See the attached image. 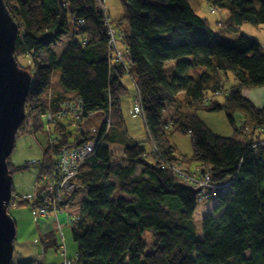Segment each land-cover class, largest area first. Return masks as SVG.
I'll list each match as a JSON object with an SVG mask.
<instances>
[{"label": "trees", "instance_id": "16d2710c", "mask_svg": "<svg viewBox=\"0 0 264 264\" xmlns=\"http://www.w3.org/2000/svg\"><path fill=\"white\" fill-rule=\"evenodd\" d=\"M121 1L116 22L123 37L115 47L101 0H5L20 26L16 59L32 75L24 121L35 133L46 131L42 114L71 98L82 99L83 120L105 114L101 137L79 170L78 188L66 200L73 201L80 188L86 194L78 212H70L77 220L67 221L78 246L76 264H264V137L257 136L264 131V113L242 96L244 88L264 85V45L241 32L244 23L264 25V0H208L211 13L225 14L215 23L200 14L201 0ZM65 36L70 42L60 55L55 45ZM197 67L202 69L194 73ZM57 69L61 88L54 84ZM230 73L227 86L223 78ZM127 76L132 97L139 92L142 98L145 140L126 127ZM199 110L225 111L234 135L215 133ZM236 112L244 114L241 127ZM175 131L192 136L191 156L176 154L169 138ZM27 132L23 122L17 137ZM72 135L66 132L61 143L77 146L91 138L76 132L70 141ZM113 144L122 147V157ZM42 146L46 169L40 168L36 186L51 167ZM8 163L13 175L31 162L15 165L9 157ZM174 163L187 164L192 175L209 172L224 185L210 197L216 204L204 213L202 238L195 215L210 198L198 200ZM32 197L18 195L13 186L9 212L47 206ZM147 228L153 229L151 253H145L142 236ZM47 238L44 248L56 245L55 232Z\"/></svg>", "mask_w": 264, "mask_h": 264}, {"label": "rangeland", "instance_id": "374dc122", "mask_svg": "<svg viewBox=\"0 0 264 264\" xmlns=\"http://www.w3.org/2000/svg\"><path fill=\"white\" fill-rule=\"evenodd\" d=\"M202 1V9H201V15L207 17L211 23H215L216 19L221 18L222 16L224 17V12L221 14L217 13H211L210 8H209V3L208 0H201ZM103 7L108 13L110 14V18L112 19L111 26L114 31H118L119 27L116 22L118 18H120L123 14V4L121 0H103ZM257 26L253 25L252 23H244L243 26L241 27V32L247 36L252 37L250 34L257 33L258 30L255 28ZM68 38L65 36V38H62V41L56 43V51L59 52L65 45L68 43ZM253 38V37H252ZM19 61L24 64L27 61L26 57H19ZM172 67V66H171ZM171 67L167 68V72L173 71ZM134 68V67H133ZM202 69L201 67H197L193 70L194 73L199 72V70ZM174 73V72H173ZM171 73L170 75H173ZM226 78V77H225ZM226 85L230 86L232 83V74H229V80H226ZM126 83L128 84L129 88L131 89V94L125 97L124 102H123V109H124V114H125V120L126 118L129 119V116L134 117V114L132 113L129 114V108L130 105L132 106L134 98L132 97V92L135 91L134 84L132 83V80L130 79V76H127L125 79ZM54 84L56 87L61 88V71L60 69H57L55 76H54ZM220 99L223 100V97H219ZM199 116L208 124V126L217 134L224 135V136H232L234 135V128L231 125L227 114L225 111H207V110H199L198 111ZM137 121V127L134 131V133H131L135 138L139 140H145L147 138V130L145 126V121L144 118L141 116H136L135 118ZM106 120L105 115L103 112H95L92 113L90 116L87 117L85 120H77L76 118L73 117H68L66 120L63 122L66 126L62 128L60 126V123H53L52 124V129L56 133H63L65 135L66 132H70L73 135L69 137L71 140L74 139V135L76 134V131L84 132L87 131L88 133L90 132V128L96 124L97 126L102 127L104 121ZM130 121V119H129ZM31 122V121H30ZM43 122L45 127L47 128V122L45 119H43ZM94 123V124H91ZM95 125V126H96ZM238 125L241 127L242 122L238 119ZM24 126L27 127V133L20 134L16 138V143H15V148L11 154V161L15 165H20L25 163L26 161H30L31 163L29 164V167L25 168L24 170L17 171L13 174V186L18 188L21 185H25L26 187L28 186L30 182V188L32 191L36 187V177L38 176L40 166L38 164V159H42L43 157V150L41 149L42 145L38 144L37 138L39 140L44 141L45 140V135H47V131L43 132H37L35 133L32 130L31 124L26 121H24ZM58 127V128H57ZM57 128V129H56ZM263 136L264 137V131L258 130L257 131V136ZM37 137V138H36ZM169 138L172 142V144L176 147V154L180 157H183L184 155L191 156L193 153V145H192V136L187 133L183 132H178L175 131L173 133L169 134ZM45 143V142H43ZM113 150L116 154V157L121 156V151L122 147L117 144H113ZM146 147L149 149L150 145L146 143ZM43 148V147H42ZM191 166V169L193 171H196V165L195 163L189 164ZM174 168L176 170L183 169V170H189L187 164L183 163H174ZM230 180V179H229ZM113 181H115L113 179ZM44 187V183L40 182L38 188L41 190ZM75 205H78L79 202H82L83 200V195L82 191H78L77 195L74 199ZM216 199L210 198L206 201H215ZM201 203H199V208L196 212L195 215V222L198 228V236L200 238L203 237V231H202V218L204 216V208L200 209ZM27 206H20L19 208H26ZM18 208V207H17ZM214 208V207H213ZM213 208H211L208 212H213ZM16 208L11 209L14 211ZM72 210V209H71ZM207 214V213H206ZM61 217L59 219V222L64 225L63 228V235L64 239H62L61 235H56L57 238V243L54 246H50L47 248H44L42 245L41 241L39 240V244H36L35 246V252H36V258H38L39 262L41 264H62L64 261V254L62 251L58 249V245L63 243L66 245V256L68 258H74L77 254V243L75 242L72 234V227L70 224L67 222L68 214L67 213H61ZM51 220V219H50ZM55 227V226H54ZM17 233H16V239H15V249L20 250L21 247H26L24 244L26 242L25 238V231L24 229L19 226L17 227ZM57 229V228H56ZM38 235V232H37ZM144 242L147 244L145 248V253H151L154 250V236H153V229L152 228H147L142 234ZM14 262L18 261V255L17 253L14 254L13 258Z\"/></svg>", "mask_w": 264, "mask_h": 264}, {"label": "built area", "instance_id": "2783aa9c", "mask_svg": "<svg viewBox=\"0 0 264 264\" xmlns=\"http://www.w3.org/2000/svg\"><path fill=\"white\" fill-rule=\"evenodd\" d=\"M215 10L217 9L212 8V11ZM108 23L110 24V20H108ZM111 36L110 46L116 47L118 39L122 38L123 34L121 30L114 31L111 28ZM84 113L82 99L71 98L64 101L58 109H49L42 114L47 122L46 131L48 134L47 140L44 143V151H47L50 155L51 167L50 171L48 170L41 174L40 181L44 183V187L39 190L38 186H36L35 194L32 197L33 200H40L47 204V206L33 209V215L36 220L51 216L58 218L61 213L68 214L67 221L69 223H73L78 218V216H73L70 213L72 207L66 200L69 199L78 188L79 170L87 161L102 133L99 127L93 125L89 132L91 138L77 146H70L61 143L64 134L54 132L52 124L64 122L68 117H73L81 121L84 118ZM133 113L136 116L144 118L142 98L139 92L134 98ZM38 164L41 170L46 169L45 161L39 160ZM173 170L182 182L193 186L197 190L198 200L200 201L210 197H217L224 186L214 183L209 172L200 175H192L191 172L187 170L180 168L176 170L174 166ZM13 202L14 199L12 198L10 206L13 205ZM63 227L64 225L58 222L56 232L61 235L62 239H64ZM58 249L65 255L62 264H76L75 258H68V256H66V245L64 242L58 245Z\"/></svg>", "mask_w": 264, "mask_h": 264}, {"label": "water", "instance_id": "95a60500", "mask_svg": "<svg viewBox=\"0 0 264 264\" xmlns=\"http://www.w3.org/2000/svg\"><path fill=\"white\" fill-rule=\"evenodd\" d=\"M20 26L5 0H0V264L14 262L16 221L9 212L13 198V175L8 159L15 148L17 133L26 118V101L32 75L19 66L15 56Z\"/></svg>", "mask_w": 264, "mask_h": 264}, {"label": "crops", "instance_id": "0c3cea01", "mask_svg": "<svg viewBox=\"0 0 264 264\" xmlns=\"http://www.w3.org/2000/svg\"><path fill=\"white\" fill-rule=\"evenodd\" d=\"M217 20L218 19H216V21ZM255 28L258 30V32L250 34V35L252 37L258 39L264 45V25L257 26ZM68 42H70V38H68ZM67 44L68 43H66V45L59 51L60 55L66 49ZM242 96L247 101L251 102L257 109L262 110L264 113V85L258 86V87H253V88H244L242 90ZM133 104H134V100H133ZM133 104H132V106L130 105V108H129V114H131V115L133 113ZM135 118H136V115H134V117L129 116L130 121L128 118H126V120H125L127 130L129 131V134L131 136H133L131 133H134V131L136 129H138V127H137L138 123H137V121H135L136 120ZM235 119L237 121V124H238V119H239L240 122H242V125H244L243 124L244 114L242 112H236L235 113ZM91 124H94V123H91ZM94 125H96V124H94ZM36 140H38L37 142L39 145H42V143L47 140V135H45L44 141L39 140V138H37ZM69 140L71 141L70 138H69ZM113 146L114 145L111 146L112 149H113ZM42 147L43 146H41V149L43 150ZM122 155H123V149L121 151L120 157H122ZM39 160L40 159H38V161ZM36 184H37V177H36ZM25 185H21L18 188L14 187V189L16 190V193L18 195H22V196L31 198L35 194V188L36 187L32 191V189L30 188V186H31L30 182H29L27 187ZM79 191H82V189L80 188ZM76 195L74 196V199H75ZM82 195H83V200H84L86 198V194L84 191H82ZM74 199H73V201L70 202L71 207H72L71 209L74 212H78V210L80 208V202L78 205H75ZM215 204H216V200L215 201H207L206 203H203L200 206V209L204 208V213H207L211 208H213L215 206ZM13 208H15V207H13ZM13 208H11V209H13ZM26 208L27 209L18 207L14 211H12V213H11V215L14 217V219L16 221L17 227L21 226L24 229L25 238H26V242L24 243L26 245V247H21L20 250L15 249V253H17V255H18V261H21L24 259L39 261L38 258H36V256H35L36 255V252H35L36 246L35 245L39 244L40 243L39 240H40L42 245L44 246L45 241H48L47 236H49L50 233H52V232H56V228H57V225H58V222H59L61 215H59L58 218L51 216L48 218H43L41 220H36L34 215H33L32 207L27 206ZM37 232H38V235H37ZM56 242H57V238H56Z\"/></svg>", "mask_w": 264, "mask_h": 264}]
</instances>
